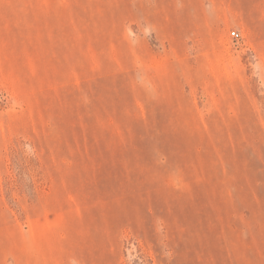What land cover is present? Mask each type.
Returning a JSON list of instances; mask_svg holds the SVG:
<instances>
[{
  "label": "rangeland",
  "instance_id": "374dc122",
  "mask_svg": "<svg viewBox=\"0 0 264 264\" xmlns=\"http://www.w3.org/2000/svg\"><path fill=\"white\" fill-rule=\"evenodd\" d=\"M0 264H264V0H0Z\"/></svg>",
  "mask_w": 264,
  "mask_h": 264
},
{
  "label": "built area",
  "instance_id": "2783aa9c",
  "mask_svg": "<svg viewBox=\"0 0 264 264\" xmlns=\"http://www.w3.org/2000/svg\"><path fill=\"white\" fill-rule=\"evenodd\" d=\"M231 34L235 37V38H239L240 37V32H238L237 30H233L231 32Z\"/></svg>",
  "mask_w": 264,
  "mask_h": 264
}]
</instances>
